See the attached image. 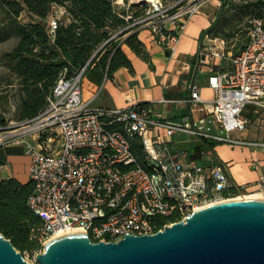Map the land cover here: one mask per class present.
<instances>
[{"label":"built area","instance_id":"2783aa9c","mask_svg":"<svg viewBox=\"0 0 264 264\" xmlns=\"http://www.w3.org/2000/svg\"><path fill=\"white\" fill-rule=\"evenodd\" d=\"M112 2L126 12L119 15L127 22L120 32L146 29L170 56L187 22L208 4L221 7V0ZM132 4L140 10L135 18L128 14ZM63 14L62 8H52L46 23L50 37ZM225 59L231 67L219 70ZM195 65L206 76L213 97L203 100L201 86L190 84L186 102L193 111L206 112L191 121L157 119L152 107L141 102L95 107L93 98L83 99L82 69L72 78L63 74L44 109L16 125L11 141L23 145L29 157L33 190L27 204L42 222L40 252L48 240L71 233H86L91 242L105 243H117L126 234L152 235L192 212L246 195L211 149L202 152L200 161H186L170 142L174 134L183 133L213 144L264 147L233 135L246 130L247 106L264 109V15L248 21L247 41L237 54L227 50L222 38L204 36ZM3 139L0 135V146ZM132 140L142 147L141 160L130 149ZM256 183L264 194V176ZM170 217L172 221L159 222Z\"/></svg>","mask_w":264,"mask_h":264},{"label":"trees","instance_id":"16d2710c","mask_svg":"<svg viewBox=\"0 0 264 264\" xmlns=\"http://www.w3.org/2000/svg\"><path fill=\"white\" fill-rule=\"evenodd\" d=\"M224 6L225 0H221V7ZM53 7L62 8L64 14L54 36L50 37L46 23ZM23 12L38 21L19 22ZM125 14V10L115 6L112 0H0V41L9 33L17 38L16 45L3 55L5 63L19 81L16 119L21 122L35 118L46 106L47 98L63 74L72 78L83 69L81 78L100 82L102 78H112L120 68L131 70V62L122 46L146 60L147 54L137 34H128L129 30L120 32L127 22L119 15ZM261 15L264 14L254 17ZM218 21L215 16L201 37H218L226 42L229 37H234L230 33L220 36L216 32ZM112 33L118 37L127 36L117 42L110 38ZM246 41L247 36L234 54L243 48ZM3 123L0 119V125ZM210 147L211 144L204 141L195 152ZM130 149L139 160L142 159V147L136 140L131 141ZM32 190L30 181L21 183L15 178L0 180V234L20 254L23 251H42L39 240L42 222L27 204ZM167 221H172V218L159 222Z\"/></svg>","mask_w":264,"mask_h":264},{"label":"crops","instance_id":"0c3cea01","mask_svg":"<svg viewBox=\"0 0 264 264\" xmlns=\"http://www.w3.org/2000/svg\"><path fill=\"white\" fill-rule=\"evenodd\" d=\"M209 12L204 7L186 23L173 56L154 41L148 30L137 32L147 59L138 57L126 47L123 50L132 69L120 68L113 73L112 78H102L100 82L81 78L83 99L93 98L92 105L101 108H121L131 102H144L152 107L155 118L172 123H180L186 118L191 121L205 115L204 110L193 111L186 101L190 97L189 86L194 82L201 86L200 96L203 100L213 97L212 90L206 86V76L195 65L197 52L204 42L202 32L214 20ZM248 107L251 112H248ZM243 117L248 121L246 130L233 134L234 137L247 142L264 143V109L257 110L253 106H247ZM203 142L201 139L176 133L171 138L170 146L172 150L182 151L186 161H200L203 151L196 153L195 149L201 147ZM210 144L212 156L216 162L225 166L231 181L236 186L243 187L246 193L258 192L256 182L264 176V147ZM20 147V144L0 146V150L7 151L8 156L1 157L2 160L9 162L17 154H21L23 151ZM25 157V178H15L21 183L29 181V157ZM6 178H14L13 171L7 169L5 163H0V180Z\"/></svg>","mask_w":264,"mask_h":264},{"label":"water","instance_id":"95a60500","mask_svg":"<svg viewBox=\"0 0 264 264\" xmlns=\"http://www.w3.org/2000/svg\"><path fill=\"white\" fill-rule=\"evenodd\" d=\"M95 55V54H94ZM93 55V56H94ZM36 264H264V199L241 198L192 212L152 235L117 243L86 233L48 240ZM0 264H30L0 234Z\"/></svg>","mask_w":264,"mask_h":264},{"label":"rangeland","instance_id":"374dc122","mask_svg":"<svg viewBox=\"0 0 264 264\" xmlns=\"http://www.w3.org/2000/svg\"><path fill=\"white\" fill-rule=\"evenodd\" d=\"M126 4L127 0H122ZM261 3L259 7L255 4ZM264 0H225L224 7H215L214 5L208 4L206 8L210 11L211 17L219 18L217 33L222 36L223 34H234V37H229L226 42V48L234 54V51L239 49L245 42L247 36L248 21L258 14H264ZM118 7V6H117ZM120 8V7H118ZM58 13V9H54ZM128 14L133 18L140 14L138 5L132 4L128 10ZM38 21L37 18H33L26 12H23L19 17V22L28 23ZM131 20L128 21V24ZM119 33V32H118ZM129 34V33H128ZM127 35L118 37L116 33H112L110 38L115 39L117 42H121ZM17 43V38L13 34H7V36L0 41V119L4 121L0 125V135L4 136L1 147H5L12 144V132L16 130V125L19 120L16 119L15 113L16 108L20 99V86L19 81L9 69L3 55L10 51ZM126 49L125 46H122ZM231 67V63L228 59L222 60L218 67L219 70L225 71ZM248 112H251V108H247ZM21 150L24 152V146L21 145ZM17 154L9 162H4L2 159L8 156L7 151L0 150V162L5 163L6 168L13 171L14 178L24 179L25 178V166L27 164V158L25 154ZM3 157V158H1ZM244 193L246 195L255 194ZM262 196V195H261ZM41 252L37 251H23L21 255L23 259L30 263L36 264V255Z\"/></svg>","mask_w":264,"mask_h":264},{"label":"bare ground","instance_id":"6f19581e","mask_svg":"<svg viewBox=\"0 0 264 264\" xmlns=\"http://www.w3.org/2000/svg\"><path fill=\"white\" fill-rule=\"evenodd\" d=\"M148 1H151V0H148ZM262 195V196H261ZM241 198H256V199H264V194L260 193V192H257L255 194H249V195H245V196H241L240 198L238 199H241Z\"/></svg>","mask_w":264,"mask_h":264}]
</instances>
